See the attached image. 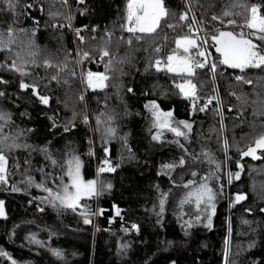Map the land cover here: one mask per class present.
I'll use <instances>...</instances> for the list:
<instances>
[{"label":"trees","instance_id":"obj_1","mask_svg":"<svg viewBox=\"0 0 264 264\" xmlns=\"http://www.w3.org/2000/svg\"><path fill=\"white\" fill-rule=\"evenodd\" d=\"M160 1L155 30L130 33L129 0H0V264H264V61L227 69L212 47L252 8L264 25V0ZM190 11L212 73L185 97L166 64ZM74 160L95 225L92 198L58 199Z\"/></svg>","mask_w":264,"mask_h":264},{"label":"rangeland","instance_id":"obj_2","mask_svg":"<svg viewBox=\"0 0 264 264\" xmlns=\"http://www.w3.org/2000/svg\"><path fill=\"white\" fill-rule=\"evenodd\" d=\"M135 2H139L142 4V10L139 13L138 10L132 8V12L135 13L137 17V21L142 19L143 16L149 17L154 21L156 17L162 14V5L160 4L159 0H153L155 4L152 5L148 2V0H133ZM192 23V22H191ZM193 25V24H192ZM250 29H253L255 33H259L260 31L264 30V25L261 19L258 16V11L256 8L251 9V19L249 24L247 25ZM128 32L130 33H140L138 23L132 26H128ZM145 33V32H141ZM214 37V36H213ZM212 37V38H213ZM198 36L195 34L194 31L190 32V34H185L177 38L176 47L177 52L170 56L168 62L166 64V69L172 73H176L181 75V78L178 82V87L180 92L185 97H194V88L190 82L189 76L192 74L194 70V66L192 62L194 59L203 58L204 53L200 47ZM249 51V59L245 62L244 66H251L257 65L262 63L264 60L258 54V52L253 49L251 46H247ZM89 85L93 88L100 87L103 83V78L100 76H90L88 78ZM152 117H150L149 121L155 117V120H152L150 123L153 125L154 128H157L159 131H169L174 132L175 134H182V131H178V124L171 122L170 118L166 114H161L155 111L153 108V104L151 105ZM69 170L67 171L65 184L60 193V197L58 199L61 201L62 204L68 206H76L78 201L83 198H92L93 203L98 200V190H97V181H84L81 176V166L77 160H74L70 163ZM208 164V163H207ZM5 169V161L2 157H0V179H2V175ZM98 172V171H97ZM208 183L211 184V180H207ZM206 183V186L211 190L209 184ZM207 187L204 186V188ZM203 187H195L194 189L198 190L199 192L203 191ZM192 193L196 194V191ZM210 195V194H209ZM206 194L202 197L201 205L205 209V202ZM213 200V199H212ZM92 203V204H93ZM92 204L88 206L86 217L90 216L92 213L90 211ZM5 217V211L3 208V203L0 201V218Z\"/></svg>","mask_w":264,"mask_h":264},{"label":"water","instance_id":"obj_3","mask_svg":"<svg viewBox=\"0 0 264 264\" xmlns=\"http://www.w3.org/2000/svg\"><path fill=\"white\" fill-rule=\"evenodd\" d=\"M254 46L250 38H238L231 31H220L212 38L213 52L227 69L242 67L249 58L247 46Z\"/></svg>","mask_w":264,"mask_h":264},{"label":"built area","instance_id":"obj_4","mask_svg":"<svg viewBox=\"0 0 264 264\" xmlns=\"http://www.w3.org/2000/svg\"><path fill=\"white\" fill-rule=\"evenodd\" d=\"M186 22H188V26H187V34H190V32L194 31L195 34L198 36L199 40H200V47L204 53V57L203 58H197L194 59L192 62V65L194 67H201V68H208L209 71L212 73V59H211V54H210V50L208 48V46L206 45V42L204 40V33L201 32L196 19L193 15V13L190 11V14L188 17H186ZM192 22V23H191ZM136 23V17L134 14L130 15V20H129V25L132 26ZM193 24V25H192ZM228 31H231L230 29ZM233 34L238 37V38H248V34L252 31L247 25L243 24L240 26H237L236 28L233 29ZM129 41H126V45H129ZM158 67H163V63L162 62H158L156 64ZM97 200L94 202L93 206H91V213L90 216H88L86 218L87 221L92 222L95 225L96 219H97V214H98V210H97V205H96Z\"/></svg>","mask_w":264,"mask_h":264},{"label":"crops","instance_id":"obj_5","mask_svg":"<svg viewBox=\"0 0 264 264\" xmlns=\"http://www.w3.org/2000/svg\"><path fill=\"white\" fill-rule=\"evenodd\" d=\"M159 1H160V0H159ZM148 2H149L150 4L154 3V4H152V5H157V4H155V2H153V0H148ZM160 4L162 5L161 1H160ZM128 6H129V8H130L131 10H133L132 8H135L136 10L139 11V13L141 12V10H142V8H143L141 3H139V2H135V1H133V0H129V2H128ZM131 13L135 15L134 12H131ZM163 14H164V10H163V7H162V14L159 15V13H158V16L156 17V20L154 21V23H153V20H152L151 18L146 17V16H143L142 19H139V21H137V17H136V15H135V17H136V23H135V24L138 23L140 33H141V32L149 33V32L154 31L155 28H156L157 25H158V21H159V19L163 16Z\"/></svg>","mask_w":264,"mask_h":264},{"label":"bare ground","instance_id":"obj_6","mask_svg":"<svg viewBox=\"0 0 264 264\" xmlns=\"http://www.w3.org/2000/svg\"><path fill=\"white\" fill-rule=\"evenodd\" d=\"M81 166V165H80Z\"/></svg>","mask_w":264,"mask_h":264}]
</instances>
